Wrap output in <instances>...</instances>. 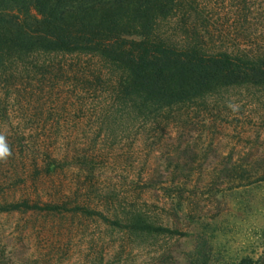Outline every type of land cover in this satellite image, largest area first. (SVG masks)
Returning a JSON list of instances; mask_svg holds the SVG:
<instances>
[{
    "label": "rangeland",
    "instance_id": "obj_1",
    "mask_svg": "<svg viewBox=\"0 0 264 264\" xmlns=\"http://www.w3.org/2000/svg\"><path fill=\"white\" fill-rule=\"evenodd\" d=\"M181 3L216 46L242 24L264 34V0ZM99 69L76 55L0 68V208H60L0 210V264H264V89L126 129L103 120ZM139 213L173 233L129 230Z\"/></svg>",
    "mask_w": 264,
    "mask_h": 264
},
{
    "label": "trees",
    "instance_id": "obj_2",
    "mask_svg": "<svg viewBox=\"0 0 264 264\" xmlns=\"http://www.w3.org/2000/svg\"><path fill=\"white\" fill-rule=\"evenodd\" d=\"M186 13L181 0H0V68L44 55L96 60L110 82L103 120L126 129L160 128L175 107L231 88L264 89L263 33L242 24L216 46ZM19 209L60 208H0ZM126 221L134 232L173 233L141 213Z\"/></svg>",
    "mask_w": 264,
    "mask_h": 264
},
{
    "label": "clouds",
    "instance_id": "obj_3",
    "mask_svg": "<svg viewBox=\"0 0 264 264\" xmlns=\"http://www.w3.org/2000/svg\"><path fill=\"white\" fill-rule=\"evenodd\" d=\"M6 155H8L7 145L4 144L2 140H0V157H4Z\"/></svg>",
    "mask_w": 264,
    "mask_h": 264
}]
</instances>
